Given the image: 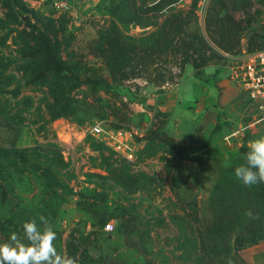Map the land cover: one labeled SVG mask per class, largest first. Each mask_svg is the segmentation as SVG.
Instances as JSON below:
<instances>
[{
	"label": "rangeland",
	"instance_id": "1",
	"mask_svg": "<svg viewBox=\"0 0 264 264\" xmlns=\"http://www.w3.org/2000/svg\"><path fill=\"white\" fill-rule=\"evenodd\" d=\"M203 8L0 0V242L43 215L78 264H264V183L234 174L264 125L230 77L264 0Z\"/></svg>",
	"mask_w": 264,
	"mask_h": 264
},
{
	"label": "clouds",
	"instance_id": "2",
	"mask_svg": "<svg viewBox=\"0 0 264 264\" xmlns=\"http://www.w3.org/2000/svg\"><path fill=\"white\" fill-rule=\"evenodd\" d=\"M243 161L234 168L236 179L248 188L264 183V136L248 143ZM245 215L259 218L251 210ZM56 238L45 216L33 217L22 224V235L12 232L7 241L0 242V264H78L76 258L57 250Z\"/></svg>",
	"mask_w": 264,
	"mask_h": 264
},
{
	"label": "built area",
	"instance_id": "3",
	"mask_svg": "<svg viewBox=\"0 0 264 264\" xmlns=\"http://www.w3.org/2000/svg\"><path fill=\"white\" fill-rule=\"evenodd\" d=\"M204 2L205 0H200L199 18L201 19L204 16ZM262 24L264 26V17L262 18ZM231 58V80L243 94L247 106L255 112V122L264 125V46L251 51L242 50L232 55ZM87 130L93 134H100L104 131L100 123L89 125ZM137 133L136 129H131L124 131L122 135L124 139H128ZM120 135V131L111 134V137L117 143V148H120L122 143ZM66 137L69 140L73 138L79 140L82 135L68 130ZM128 158H132V154H129ZM105 227L111 229V224L108 223Z\"/></svg>",
	"mask_w": 264,
	"mask_h": 264
},
{
	"label": "trees",
	"instance_id": "4",
	"mask_svg": "<svg viewBox=\"0 0 264 264\" xmlns=\"http://www.w3.org/2000/svg\"><path fill=\"white\" fill-rule=\"evenodd\" d=\"M34 38V40L35 41H41L42 43H46V39L44 38V36L43 35H38V36H36V37H33Z\"/></svg>",
	"mask_w": 264,
	"mask_h": 264
},
{
	"label": "water",
	"instance_id": "5",
	"mask_svg": "<svg viewBox=\"0 0 264 264\" xmlns=\"http://www.w3.org/2000/svg\"><path fill=\"white\" fill-rule=\"evenodd\" d=\"M23 18H24V19H27V16H24Z\"/></svg>",
	"mask_w": 264,
	"mask_h": 264
}]
</instances>
